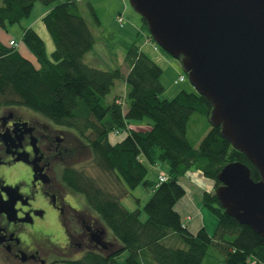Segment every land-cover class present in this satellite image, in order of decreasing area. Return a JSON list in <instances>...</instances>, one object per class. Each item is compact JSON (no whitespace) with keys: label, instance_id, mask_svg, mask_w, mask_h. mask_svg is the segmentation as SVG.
I'll return each instance as SVG.
<instances>
[{"label":"trees","instance_id":"1","mask_svg":"<svg viewBox=\"0 0 264 264\" xmlns=\"http://www.w3.org/2000/svg\"><path fill=\"white\" fill-rule=\"evenodd\" d=\"M38 1L48 6L42 21L54 49L49 55L37 30L24 27L22 41L36 64L10 44L14 39L5 42L0 38V108L28 107L80 137L90 154L89 163L101 175L92 176L81 166L66 168L63 178L70 189L83 194L88 207L113 235L108 250H85L79 258L49 264H204L213 254L224 264H264V237L227 214L215 193L225 165L247 164L254 180L260 179L258 169L222 135L221 127L211 124L198 145L188 137L194 114H203L210 122L211 101L185 90L172 99H161L163 69L137 43L126 53V72L121 67L103 69L88 63L86 56L96 44L80 8V2L88 0H2L0 28L29 17ZM88 7L100 23L89 1ZM142 20L147 38L154 41L147 21ZM119 23L123 25L125 18ZM157 46L155 42L156 50ZM118 79L125 80L127 92L123 98L110 100L108 95ZM145 117L151 120L149 127L131 125ZM112 133L126 136L111 142ZM159 162L168 165V179L163 182L147 178L149 165ZM193 167L214 181V191L202 194L203 203L218 219L213 234L206 227L191 232L175 208L186 195L180 180ZM140 184L152 190L143 207L145 220L141 208L130 210L122 203ZM0 264L6 263L0 259Z\"/></svg>","mask_w":264,"mask_h":264},{"label":"water","instance_id":"2","mask_svg":"<svg viewBox=\"0 0 264 264\" xmlns=\"http://www.w3.org/2000/svg\"><path fill=\"white\" fill-rule=\"evenodd\" d=\"M130 2L154 41L182 61L192 85L211 101V124L258 169L254 180L247 164L225 165L215 193L227 214L264 237V0ZM107 234L100 224L98 246L108 248Z\"/></svg>","mask_w":264,"mask_h":264},{"label":"rangeland","instance_id":"3","mask_svg":"<svg viewBox=\"0 0 264 264\" xmlns=\"http://www.w3.org/2000/svg\"><path fill=\"white\" fill-rule=\"evenodd\" d=\"M63 1V0H58ZM88 1L92 4L95 9V12L100 20V23L96 22L92 16L89 7ZM81 1L80 8L88 21L90 28L96 38V44L94 48L87 54L86 61L91 65L98 66L103 69H111L114 67H121L125 72L127 71V65L125 61L126 53L128 49L137 43L138 45H145L149 40L147 32L142 27V17L134 9L130 0H88ZM2 4V0H0ZM48 9V6L36 2L34 9L31 15L23 19L20 23L9 25L8 28H0L1 35H5L6 39H14L17 41L18 49L23 53L24 56L30 58L36 64H38L34 55L27 49L22 41L23 28L27 26H32L37 30L40 36L45 40L47 52L51 55L54 49V43L52 38L42 21V17ZM120 14L125 18V23L121 25L119 23ZM8 40V41H9ZM158 50L155 49V42L149 40V44L144 47V51L148 53L163 69L161 76V82L164 86V92L160 95L161 99H172L182 90L188 92L198 93L196 88L192 85L187 73L184 70L182 61L174 58L168 54L164 49L159 45L157 46ZM181 75H185V80L183 82L176 83V80L179 79ZM127 92V85L124 79L116 80L112 91L108 95V99H113L114 97L125 96ZM26 113L38 118L40 121L48 122L53 124L48 118L42 114L28 108L25 106H19ZM151 120L148 117H145L142 120H134L131 125L135 127H143L145 125L150 126ZM54 125V124H53ZM56 125V124H55ZM211 123L209 119L200 113L193 115L189 122L188 126V137L195 144H199L202 138L209 131ZM67 129V128H66ZM70 131V130H69ZM126 136V133L110 135L111 142H117L122 140ZM79 137V136H78ZM70 140H73L70 135ZM79 141V142H78ZM77 143L72 142V146L77 144L74 147V150H80L82 154L83 166H85L88 174L92 176L99 177L101 175L100 171L89 163V152L85 145L80 143V137ZM168 165L166 163L159 162L155 167L149 165V171L147 178L150 180H157L161 174V170L167 171ZM33 168L27 162H17L12 168L4 169L0 168V180H4L7 185H12L16 183H22L23 187L26 188L29 181L32 179ZM61 175V171L60 174ZM104 178V177H103ZM181 183L187 190V194L179 200L189 199L191 201H196V208L199 209V214H201L206 229L213 234L218 219L216 215L212 212L209 206H206L202 201V194L204 191H214V181L203 175L202 172L198 171L194 167L187 173L186 176L181 178ZM80 199V208L88 210L95 217L98 218V214L91 210L85 200V197L81 193H76ZM152 195V190L147 188L144 184H140L135 189H131L130 193L122 199V203L130 210H135L138 207L142 209V219H146V213L143 210L144 205L150 199ZM185 198V199H184ZM139 199V201H137ZM194 203V202H193ZM44 223V229L40 235L39 240L44 246L51 247L52 244L61 248L66 244V232L64 225L59 221L55 214H48L45 218L42 219ZM100 222V221H99ZM101 224V223H100ZM108 240L113 239V235L110 230L107 234ZM169 245H174V241L169 240L167 242ZM0 249V259L6 264H14L6 261L2 255ZM83 251L74 253L71 258L76 259L81 257ZM127 256V251L120 256V260H124ZM16 264V263H15ZM63 264V263H58ZM204 264H224L216 254H213L211 257H208L204 260Z\"/></svg>","mask_w":264,"mask_h":264},{"label":"flooded vegetation","instance_id":"4","mask_svg":"<svg viewBox=\"0 0 264 264\" xmlns=\"http://www.w3.org/2000/svg\"><path fill=\"white\" fill-rule=\"evenodd\" d=\"M53 124L40 121L19 106L0 108V168L10 169L18 161L33 168L26 188L19 182L7 185L0 180V208L8 210L0 212L1 256L14 264H49L79 251L109 248L96 243L98 218L79 207V197L63 178L66 168L84 165L80 150H74L77 144L72 146L79 137ZM8 199L14 203L12 209L4 202ZM49 213L64 225V247H47L39 240L44 229L42 219Z\"/></svg>","mask_w":264,"mask_h":264},{"label":"crops","instance_id":"5","mask_svg":"<svg viewBox=\"0 0 264 264\" xmlns=\"http://www.w3.org/2000/svg\"><path fill=\"white\" fill-rule=\"evenodd\" d=\"M6 36H7V34L1 35V32H0V38L5 42H7L9 40V39H6ZM147 44H149V43H147ZM147 44H145L143 46V49ZM145 127H149V126L148 125L143 126V128H145ZM155 166L156 165H154L153 167H155ZM161 171H163V170H161ZM166 172H168V169ZM213 188H214V186H213ZM212 191H213V189H212ZM186 194H187V190H186ZM196 206H197L196 201H194V200L191 201L189 199L183 200V202H181V203L178 201V203L175 206L176 210L181 214V217L184 221V224L193 233L199 231L202 227H205L204 220H203L201 214H199L200 211H199V209L196 208Z\"/></svg>","mask_w":264,"mask_h":264},{"label":"built area","instance_id":"6","mask_svg":"<svg viewBox=\"0 0 264 264\" xmlns=\"http://www.w3.org/2000/svg\"><path fill=\"white\" fill-rule=\"evenodd\" d=\"M119 21L123 23V22H124V17H123V16H120V17H119ZM10 44H11L12 46H17V42L14 41V40H11V41H10ZM184 80H185V75H181V76L179 77V79L176 80V83L183 82ZM118 132H119V131L116 130V133H118ZM167 179H168V175H167V173H165L164 171H162L161 174H160L159 177H158V181H159V182H163V181H166Z\"/></svg>","mask_w":264,"mask_h":264}]
</instances>
